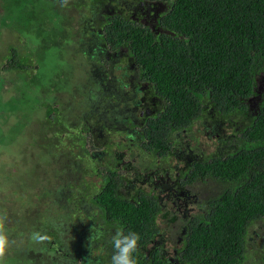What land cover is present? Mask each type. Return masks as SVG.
Masks as SVG:
<instances>
[{"label":"trees","instance_id":"obj_1","mask_svg":"<svg viewBox=\"0 0 264 264\" xmlns=\"http://www.w3.org/2000/svg\"><path fill=\"white\" fill-rule=\"evenodd\" d=\"M163 1H167L161 23L164 31L157 33L117 15L108 19L101 38L115 49L121 45L129 49L141 78L153 84L158 103L162 102V109L147 120L148 150L161 156L173 154L177 132L183 139L182 131L193 133L196 121H203L209 130L211 124L217 127L213 147L198 144L189 151L188 169H179V192H187L199 204L185 228L180 264H247L251 228L264 220V0ZM10 63L9 69L22 67L14 59ZM44 105L46 120L57 122L50 124L57 126L54 137L68 148L63 155L72 162L70 167L82 168L84 183L86 175L93 177L80 191L83 195L72 194L82 199L75 202L77 222L83 217L78 214L85 210L84 203H95L98 207L92 213L97 212L108 229L119 226L140 235L134 254L137 264H169L154 253L151 260L142 254L161 230L155 195L145 189L132 190L131 170L113 167V152L112 158H103L97 151L89 155V142L92 150L99 149L100 139L89 133L83 116L78 119L82 130L76 133L78 127L63 119L59 105ZM88 112L93 114L89 106ZM220 128L228 132L221 134ZM172 176L176 178L174 172ZM55 225L50 223L45 231L52 235ZM261 263L264 252L257 264Z\"/></svg>","mask_w":264,"mask_h":264},{"label":"rangeland","instance_id":"obj_2","mask_svg":"<svg viewBox=\"0 0 264 264\" xmlns=\"http://www.w3.org/2000/svg\"><path fill=\"white\" fill-rule=\"evenodd\" d=\"M70 2L76 4L0 0V214L7 217L5 229L10 240L0 264H25L28 247L34 264L37 259L41 263L51 261L49 254L40 251L36 236L45 233L58 218L70 216L77 222L75 201L82 199L70 194L83 195L80 191L90 184L87 175L84 183L82 168H72L77 164L70 167L72 162L63 155L68 148L58 144L54 137L57 126L52 127L55 122H48L45 116L44 103L57 104L63 119L72 128L78 127L79 133L78 119L88 107L89 98L83 99L81 94H85L90 68L78 40L83 18L91 15L87 3ZM13 59L22 66L20 69H9ZM200 128L202 146L213 147L212 133L207 136L204 124ZM220 129L221 134L228 132ZM120 137L115 132L109 137L114 149L123 147ZM89 144L92 149V142ZM177 161L174 158L173 163ZM262 252L264 220L251 228L247 264H257Z\"/></svg>","mask_w":264,"mask_h":264},{"label":"flooded vegetation","instance_id":"obj_3","mask_svg":"<svg viewBox=\"0 0 264 264\" xmlns=\"http://www.w3.org/2000/svg\"><path fill=\"white\" fill-rule=\"evenodd\" d=\"M78 1L87 3L86 6L91 15L83 18L82 36L78 40L90 68L84 86L85 94L82 98L86 96L89 98L85 100L93 113L90 115L87 107L83 120L90 128L89 133H95L100 139V142L96 143L99 149L90 148L89 155L95 156L97 154L95 151H97L103 158H107L113 152V164L111 165L113 167L118 165L117 167L122 171L131 170L132 190L145 189L155 195L161 208L157 216V223L161 230L160 234L142 249V254L146 255V259L149 260L154 253L166 263L180 264L179 247L187 232L185 228L188 229V221L198 212L199 204L194 203L192 196L187 192H179L178 184L182 181V178H179V169H188V164L191 163L188 156L189 151L192 152L198 144L203 145V140L199 135L203 121L195 122L193 133L182 131L185 134L183 139L180 137L181 133L177 132L178 142L173 144V154L165 152L161 156L160 153L156 154L155 151L148 150L145 145L148 140L144 135L145 128L148 126L147 120L162 109V102L158 103L160 99L154 93L153 84L141 78L139 68L130 55L129 49L124 45L115 49L112 44L101 38L108 19L117 15L125 16L145 27L157 30V33L164 31L161 23L167 12V1ZM60 3L62 6L76 4L71 3L70 0L66 5L63 4V0H60ZM211 127L210 130L207 126L205 128L207 136L210 131L212 133L210 138H217L219 135L216 131L217 127L212 124ZM114 132L121 135V144H123L121 148L124 150H121L119 146L113 148L109 137ZM174 158L178 160L176 164L173 163ZM104 165L108 167V164ZM119 168L117 171L121 172ZM173 172L176 178H173ZM100 179L95 177L94 180L100 182ZM182 205L186 208L184 212H182ZM84 206L88 209H85V215L79 222L67 221L66 219H71L70 216L62 218V221L58 218L55 220V230H51L52 235L44 230L45 233L36 236L40 251L49 254L51 261L41 263L37 259L35 264H88V260H91L92 264H96L97 260L100 264H110L112 254L110 239L114 231L108 229L104 219L98 218L97 212L92 213V210L95 211L98 207L95 203L86 201ZM95 224L102 228L104 235L103 239L93 246L92 255V249L87 245L91 229ZM49 236L52 238L47 242ZM28 252L31 253L29 247L27 253H24L25 264H31V262L34 264V259L28 255Z\"/></svg>","mask_w":264,"mask_h":264},{"label":"clouds","instance_id":"obj_4","mask_svg":"<svg viewBox=\"0 0 264 264\" xmlns=\"http://www.w3.org/2000/svg\"><path fill=\"white\" fill-rule=\"evenodd\" d=\"M68 0H63V4L66 5ZM6 215L0 214V258L6 255V252L10 246L9 236L5 229ZM103 230L98 225H94L91 229V234L88 237V247L92 249L97 241L103 239ZM140 235L134 231L125 232L122 227L116 226L114 234L111 236L110 244L112 247V254L110 258V264H137L135 253L138 250V243ZM88 264H92L91 260H88ZM96 264H100L97 260Z\"/></svg>","mask_w":264,"mask_h":264}]
</instances>
